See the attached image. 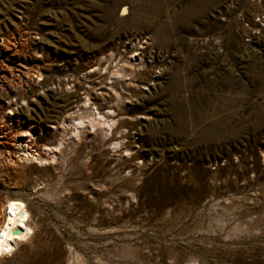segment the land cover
Returning a JSON list of instances; mask_svg holds the SVG:
<instances>
[{
  "label": "rangeland",
  "instance_id": "1",
  "mask_svg": "<svg viewBox=\"0 0 264 264\" xmlns=\"http://www.w3.org/2000/svg\"><path fill=\"white\" fill-rule=\"evenodd\" d=\"M9 198L0 264H264V0H0Z\"/></svg>",
  "mask_w": 264,
  "mask_h": 264
},
{
  "label": "bare ground",
  "instance_id": "2",
  "mask_svg": "<svg viewBox=\"0 0 264 264\" xmlns=\"http://www.w3.org/2000/svg\"><path fill=\"white\" fill-rule=\"evenodd\" d=\"M134 61L137 62L138 59H134ZM140 61L142 62V59H140ZM125 65H127L128 68L124 65L116 66V69L112 72L113 75L130 77L133 71L129 67H132L134 65V62H131L129 60L125 63ZM120 110L121 111L117 113V116L123 114L122 109ZM115 112L116 111L110 109L103 113V115H101L102 113L100 114L99 112L95 111L93 114L98 119L92 118V122L97 121L99 125H106L108 128H113L112 126L115 124ZM80 124H84V121H81ZM113 141H115L113 143L114 148H117L121 145L118 139H114ZM20 147H22L21 155L24 156L25 159L35 162L38 161L39 163H47V160L43 159L39 153L35 152V154H32L31 152H29V145L27 146V144H21ZM132 147V144H127L125 147V153L126 151H131L133 149ZM47 149H49L47 146L44 147V150ZM131 158L133 159L135 157L132 156ZM2 212L3 219L0 223V258L13 254L20 243L29 241L31 236L33 235V230L29 226V219L31 217V214L27 208L26 203L23 200L11 198L7 199L4 203Z\"/></svg>",
  "mask_w": 264,
  "mask_h": 264
}]
</instances>
